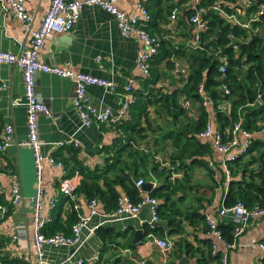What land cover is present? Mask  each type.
<instances>
[{
  "label": "crops",
  "instance_id": "0c3cea01",
  "mask_svg": "<svg viewBox=\"0 0 264 264\" xmlns=\"http://www.w3.org/2000/svg\"><path fill=\"white\" fill-rule=\"evenodd\" d=\"M82 1V0H79ZM147 0H117V7L125 12L133 11L139 3ZM50 0H26L25 7L33 17L37 26L48 9ZM185 3H183V7ZM164 9V2H160ZM148 25L150 33L156 34L165 40L170 46L169 52L176 45L183 44L184 31L177 28L174 23H164L151 19ZM186 43V41H185ZM29 47V36L23 23L14 17L7 9L6 0H0V49L12 52H22ZM142 44L135 38H125L120 34L113 15L99 6H84L73 28L64 33L51 34L45 42L40 59L48 64L69 65L74 71H81L90 75L105 78L117 87L116 91L89 86L87 87L88 101L97 108H109L115 123L97 122L89 127L81 124L79 116L72 104L74 83L66 78H60L53 74L37 72L35 74V89L43 103L47 106L48 115H38V131L42 143L43 155L57 158L60 154L67 156L66 148L69 145L77 146L80 150V160L90 168L104 165V157L108 154L103 146L110 145L117 135L118 125L122 119L119 117L125 103L124 86L131 84L133 88H139L141 81L147 78L143 75L136 62L137 52ZM172 48V49H171ZM171 49V51H170ZM185 64V58H181ZM163 67V62L160 64ZM173 79L179 76L171 69ZM159 86L167 82H157ZM133 93V92H132ZM23 82L21 71L14 65L0 63V139L7 124L13 127V141L5 149L0 150V264H73L78 259H83V264H93L91 258L95 255L101 259V263L115 264L116 257L131 259L136 264H200L199 258L207 253L208 246L214 244L219 252L224 249L223 241L217 239L208 232L205 216H212L219 225L230 223L231 212L227 211L223 216L219 214L224 206L229 175L225 172L224 156L212 148L211 157L206 158L208 166L214 169L215 183L207 175L205 170L196 169L195 180L201 186H213V189L199 187L196 198L202 200L204 220L190 224L184 222L183 230L171 236L165 235L173 243V247L167 251L152 244L147 236H141L143 244L128 247L126 237H115L112 241L102 246V242L95 234L98 226L112 228L114 232H121L131 237L136 229H142L148 224L149 211L143 207L136 218L109 219L102 217L103 209L97 206L98 214L92 217L83 229L81 240L71 247H45L42 258L38 257L33 247V212L34 197L41 189L44 198L43 216H55L59 213L62 220L67 219L71 211L70 202L59 192V184L66 177L67 170L47 162L43 164L40 180L37 179L34 155L29 146L24 144L27 134L26 106L13 103L14 98L22 101ZM189 109L196 115L198 103L190 102ZM210 104L207 105L209 107ZM209 123L217 129L215 116L212 111L209 114ZM115 124V125H113ZM205 141L211 143L209 138ZM253 142L256 148L251 150L243 160L236 165V170H242V163L250 160L245 165L247 169H255L259 164L256 160L258 151L264 147V128L256 133H250L246 141L238 135V143L249 145ZM250 146V145H249ZM212 147V146H211ZM258 150V151H257ZM236 152V151H235ZM233 153V152H232ZM241 153H236L239 156ZM160 163H165L157 156ZM167 164V163H165ZM264 166H261L263 169ZM224 173V181L221 174ZM151 176V175H150ZM17 179L21 187V199L17 204H12L9 199L11 182ZM154 187L160 184V179L155 176L149 178ZM147 181V182H148ZM38 190V191H37ZM145 192V191H144ZM204 192V196L200 193ZM191 194V195H192ZM181 203V208L191 207L194 203L193 196ZM52 198H58L54 208L48 202ZM76 204L81 213L88 215V202L77 195ZM4 209V213L2 212ZM182 218V217H181ZM165 232L169 230L166 223L159 222ZM126 226V227H125ZM61 232V231H58ZM144 233V232H143ZM131 238V240H132ZM184 240L194 248L192 253L184 254ZM252 242H264V217L252 218L247 221L244 231L235 238V246L227 252V264H264V252ZM181 244V253L178 254L177 244ZM132 244V243H131ZM102 248V250H101ZM71 249V250H70ZM101 250V251H100ZM185 257L187 263H179V259ZM139 259V260H138ZM99 260V259H98ZM14 261V263H11ZM117 264H120L117 263ZM211 264H215L212 262Z\"/></svg>",
  "mask_w": 264,
  "mask_h": 264
},
{
  "label": "trees",
  "instance_id": "16d2710c",
  "mask_svg": "<svg viewBox=\"0 0 264 264\" xmlns=\"http://www.w3.org/2000/svg\"><path fill=\"white\" fill-rule=\"evenodd\" d=\"M161 1L164 2V9L160 7ZM182 1L147 0L144 3L154 22L161 20L168 23L171 7L175 3L182 5ZM262 2L264 0H254L248 11H254L255 6ZM215 3L216 0H200L199 6L207 9L203 17L207 27L201 34V40L206 43L197 48L185 44L190 38L191 25L187 18L192 14V10L186 6L182 7L174 25L184 31V43L176 45L169 52V43L161 40L159 51L151 61L149 76L141 81L139 88L132 90L134 100L128 113L116 125L117 135L110 145L102 147L108 154L104 157L102 167L90 168L83 164L79 148L73 145L66 148V157L60 154L56 158L67 170L66 176L75 171L81 175L75 194L88 203L95 198L97 206L102 207L104 213L113 211L118 198L123 194L129 195L134 201L139 200L141 194L135 186L137 178L141 177L147 182L151 176L158 177L160 184L149 194L161 201L158 207L159 220L166 223L169 230L165 232L158 224L153 228L145 224L144 238L149 233L159 237L171 236L182 232L184 222L193 224L204 220V213L201 211L204 198H196L192 193L196 194L199 187H202L195 180L196 169L205 170L211 181L216 182L213 177L214 169L206 162V158L211 157L212 145L205 141V138L198 136L209 122L210 111L214 113L216 126L223 131L237 121L240 129L249 133H256L264 128V103L255 105L258 91L264 90V14L258 22L253 23L259 33L251 34L231 25L219 12H214L211 6ZM228 34L234 35L236 50L226 45L229 42ZM222 55L228 60L224 72L219 71V58ZM181 58H185L187 74L173 79L170 71L174 67V60L181 61ZM162 62L163 67L160 69ZM160 80L162 83L168 80L169 84L159 86L157 82ZM200 83L203 84L202 93L198 92ZM225 89L227 93L224 92ZM204 94L211 101L209 107L202 104ZM184 101L199 104L195 110L196 115L183 106ZM224 102L228 104L227 111L221 108ZM257 144L262 145V142L252 141L242 154L226 162L229 181L224 206H230L236 201H241L246 206L264 203V168L261 169V166H264V147L260 151L257 150V168L246 170L245 165L250 161L247 160L242 163V170L235 169L243 160V156L257 149ZM157 156L167 164L162 165ZM220 180L224 181L223 172ZM202 188L212 190L213 186ZM200 194L204 196V192ZM190 195L193 196L194 203H191V207L181 208V203L187 198L190 199ZM70 207L67 219L62 220L59 213L51 215V220L46 223L42 232L45 235L58 231L70 234L72 224L78 219L77 211L71 202ZM217 227L221 230L224 241L231 240V222L218 224ZM95 234L102 246L119 236L126 237L125 244L128 247L134 246L131 244V231L126 235L115 233L109 227L98 226ZM184 245V254L197 249L186 240ZM176 250L178 254L182 252L180 243L177 244ZM98 259L93 264H105L101 263L99 257ZM119 262L136 264L131 259L116 257L114 263ZM212 262L218 264V253L212 254L209 245L207 253H203L199 258V263Z\"/></svg>",
  "mask_w": 264,
  "mask_h": 264
},
{
  "label": "built area",
  "instance_id": "2783aa9c",
  "mask_svg": "<svg viewBox=\"0 0 264 264\" xmlns=\"http://www.w3.org/2000/svg\"><path fill=\"white\" fill-rule=\"evenodd\" d=\"M117 0H50L48 9L46 10L40 23L35 26L33 17L28 13L25 7L26 0H6L7 9L24 25L25 31L29 36V47L22 52H12L0 49V63L16 66L22 75L23 96L22 101L19 98H14L13 103L23 104L26 106V122L27 134L24 144L29 146L34 155L37 179L40 180L42 167L45 162L63 168L64 165L60 160H57L52 155L45 156L41 151V140L38 131V115L40 113L48 115L47 106L43 103L35 89V74L44 72L56 75L60 78H66L74 83L72 96V104L76 110L81 124L89 127L97 122L115 123L116 119H112L111 110L109 108H97L88 101L87 87L97 86L109 91H116V85L106 80L105 78L96 77L81 71H74L69 65L48 64L40 59V52L45 45L46 40L51 34L64 33L73 28L79 18L80 11L84 6H99L105 11L114 16L120 34L125 38H135L142 44L141 50L137 52L136 62L145 77L150 74L151 61L158 53L161 39L158 35L150 33L148 24L151 22V15L145 3H139L137 7L130 12L120 10L116 5ZM254 0H216V3L211 6L214 12H219L224 19L231 25H235L249 33L258 32V29L253 26L254 22H258L264 14V2L255 6V10L248 11ZM192 10V14L187 18V22L191 25L190 38L186 41V45L192 48L200 47V44L206 43L202 41L201 34L206 30L207 22L203 18L206 14V8L199 6L200 0H183L182 5L175 3L169 12L170 23H175L183 7ZM184 6V7H185ZM229 42L233 50L237 46L234 43V35L228 34ZM219 71L224 72L227 65L226 56L220 58ZM174 73L176 75L185 76L187 74L186 64L180 60H174ZM198 92H203V84L198 86ZM227 93V90H224ZM125 103L122 107L119 117L124 118L128 113L129 106L134 100L131 84L124 86ZM202 104H211L209 97L205 94L202 97ZM189 101H184L183 106L188 108ZM223 110H228L227 102L221 106ZM238 135L248 140L250 133L240 129L239 121L223 130L214 129L208 122L203 130L198 134L201 138H209L212 148L224 156L223 167L228 174L226 162L235 158L236 153L241 154L249 146L246 143L239 145ZM13 141V127L7 124L4 128V133L0 139V150L7 148ZM77 146L76 141L74 143ZM236 151V152H235ZM233 152V153H232ZM165 165V163H161ZM81 175L75 171L72 175L61 179L59 184V192L62 196L73 202V208L77 211L78 219L71 226L70 234L66 235L62 232H55L51 235H45L42 230L46 223L51 220V216L44 217L42 210L44 198L40 189L34 197V212H33V247L37 251L38 257L42 258L45 247H72L80 240L83 229L88 224L89 220L98 214L97 200L91 199L88 203L89 214L85 215L80 212L78 204L75 203L77 194L75 190L79 184ZM146 182L139 177L135 180V186L141 194L138 201H134L129 195L123 194L117 200L116 208L107 213H103L102 217L109 219H125L136 218L143 207H147L149 211L148 225L154 227L159 222L158 207L160 200L144 192L142 189ZM21 187L17 179L11 182L9 199L12 204H17L21 199ZM58 198H52L48 204L54 208ZM227 211L231 212L232 229L231 240L224 241L221 230L217 227L218 223L212 216H205V223L208 227V232L212 233L217 239L223 241L224 249L216 250L214 244L211 245L212 254L218 253V264H227V252L235 246V238L239 236L245 229L247 221L252 218L264 217V203H254L246 206L241 201H236L230 206L220 209L219 214L223 216ZM4 213V209L2 208ZM126 227V226H125ZM152 244L158 246L162 252H167L173 247V243L167 237H159L153 233L147 235ZM252 246H256L264 252V242H252ZM98 260V255L91 258V262L95 263ZM83 259L76 260L73 264H83ZM42 264V263H38Z\"/></svg>",
  "mask_w": 264,
  "mask_h": 264
},
{
  "label": "water",
  "instance_id": "95a60500",
  "mask_svg": "<svg viewBox=\"0 0 264 264\" xmlns=\"http://www.w3.org/2000/svg\"><path fill=\"white\" fill-rule=\"evenodd\" d=\"M258 33H259V31H258ZM257 96H258V98H257V101L255 102V105L256 106L259 105L260 103H264V90L263 91H258V95ZM153 188H154V184L152 182H150V181L146 182L143 185V187H142V189L145 192H150ZM141 236H143L142 229H136L134 231V233H133V238L131 240V243L134 244V245H141V244H143V240L141 239ZM72 248H73V246L71 247V249ZM147 263L148 264H151L149 262H147ZM179 263H187V259L185 257H182V258L179 259Z\"/></svg>",
  "mask_w": 264,
  "mask_h": 264
},
{
  "label": "rangeland",
  "instance_id": "374dc122",
  "mask_svg": "<svg viewBox=\"0 0 264 264\" xmlns=\"http://www.w3.org/2000/svg\"><path fill=\"white\" fill-rule=\"evenodd\" d=\"M169 83H168V80H167V85H168ZM162 159V158H161Z\"/></svg>",
  "mask_w": 264,
  "mask_h": 264
},
{
  "label": "bare ground",
  "instance_id": "6f19581e",
  "mask_svg": "<svg viewBox=\"0 0 264 264\" xmlns=\"http://www.w3.org/2000/svg\"><path fill=\"white\" fill-rule=\"evenodd\" d=\"M240 39V38H239Z\"/></svg>",
  "mask_w": 264,
  "mask_h": 264
}]
</instances>
